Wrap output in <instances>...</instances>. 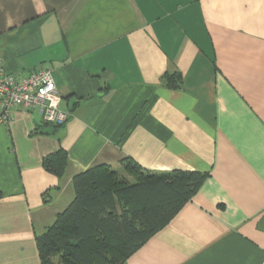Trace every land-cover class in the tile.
Returning a JSON list of instances; mask_svg holds the SVG:
<instances>
[{"label": "crops", "instance_id": "crops-1", "mask_svg": "<svg viewBox=\"0 0 264 264\" xmlns=\"http://www.w3.org/2000/svg\"><path fill=\"white\" fill-rule=\"evenodd\" d=\"M0 57L50 69L69 113L0 123V264H41L35 235L72 177L107 164L131 179L123 158L208 176L122 264H263L264 0H0ZM59 148L61 177L42 167Z\"/></svg>", "mask_w": 264, "mask_h": 264}, {"label": "trees", "instance_id": "trees-1", "mask_svg": "<svg viewBox=\"0 0 264 264\" xmlns=\"http://www.w3.org/2000/svg\"><path fill=\"white\" fill-rule=\"evenodd\" d=\"M164 78L167 86H180V75L166 73ZM122 162L131 179L107 164L91 165L72 177L73 198L35 235L41 264H122L176 215L208 176L199 170L153 173L130 159ZM67 163L62 148L42 158L44 170L57 177Z\"/></svg>", "mask_w": 264, "mask_h": 264}, {"label": "built area", "instance_id": "built-area-1", "mask_svg": "<svg viewBox=\"0 0 264 264\" xmlns=\"http://www.w3.org/2000/svg\"><path fill=\"white\" fill-rule=\"evenodd\" d=\"M61 96L50 69H37L26 74L6 72L0 57V123L13 119V112L36 111L44 122L61 125L69 113L60 108ZM264 264V261H263Z\"/></svg>", "mask_w": 264, "mask_h": 264}]
</instances>
